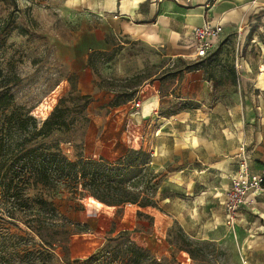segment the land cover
I'll list each match as a JSON object with an SVG mask.
<instances>
[{
	"label": "rangeland",
	"instance_id": "1",
	"mask_svg": "<svg viewBox=\"0 0 264 264\" xmlns=\"http://www.w3.org/2000/svg\"><path fill=\"white\" fill-rule=\"evenodd\" d=\"M88 4L87 0H0V93L12 95L10 107L0 112V126L6 127L4 118L16 113L18 117H33L39 127L47 117L43 109L47 110L53 102L50 115L61 99L70 109L67 130L54 131L50 136L30 143L24 142L27 134L21 135L12 127L8 144L14 153L21 147L28 149L42 144L57 149L70 162L102 159L114 163L128 146L127 122L139 126L132 118H127L137 111L131 102L143 101L144 109L145 99L154 90L160 96H172L163 101L160 116L177 115L199 106L192 99L208 106L219 99H234L243 103V111L261 112L258 102H264V49L259 42L264 39V29L258 32L257 28L255 33L244 28L223 33L212 51L217 59L214 80L212 83L207 81L203 74L201 86L196 83L187 88L189 90L181 89L185 74L196 64H201V70L205 66L203 59L194 62L183 58L167 60L160 51H149L131 43L124 47L117 40L125 41L117 38L115 47L95 60L97 90L86 94L88 105L81 112L83 102L75 97L82 94L77 92L76 76L70 72L71 66L79 70L80 62H72L71 58L75 52H80L86 31L101 28V22L90 14L94 11ZM97 13L101 14L102 10L98 8ZM251 41L255 44L248 48ZM242 58L245 61H241ZM236 63L239 70L235 68ZM245 63L248 68L242 70ZM229 69L236 72L234 85L227 80ZM72 81L77 93L70 95ZM131 93L134 99L121 105L127 107L121 123L105 122L103 116L110 120L115 118L114 111L118 107H111L114 100ZM248 105L253 107L251 111ZM97 140L108 145L112 142L113 148H100ZM26 195L31 200L40 198L52 203L60 221L87 224L89 231L69 237L59 233L43 234L44 241L54 244L52 249L47 248L39 235L29 232L24 225L37 218L36 208L33 207L32 212L17 210L16 220H11L8 213L12 206L0 197V264H72L74 260L80 264L91 256L102 261L103 255L105 259L112 257L113 263L118 264L115 245H112L115 252L110 255L101 254L100 250L106 239L123 231L128 233L127 239L143 249L156 264H243L247 261L248 253L239 237L242 224L237 222L234 225L223 222L221 227L212 224L210 233L204 228L206 223L198 222V227L190 231L171 221L166 207L138 210L136 206L128 205L121 210H110L109 215L104 213L103 207L80 199L64 186L37 187ZM179 211L180 208L176 212ZM137 212L142 215L138 216ZM196 217L197 213H190L193 221ZM183 237L192 245L186 246ZM58 241H62V246L57 247ZM186 251H191L195 259L188 258Z\"/></svg>",
	"mask_w": 264,
	"mask_h": 264
},
{
	"label": "crops",
	"instance_id": "2",
	"mask_svg": "<svg viewBox=\"0 0 264 264\" xmlns=\"http://www.w3.org/2000/svg\"><path fill=\"white\" fill-rule=\"evenodd\" d=\"M87 1L89 7L100 8L102 13L90 11L101 22V28L86 31L80 52L71 58L72 62H80V69L71 66L70 72L76 76L77 92L82 95L97 90L89 59L97 53L110 52L117 38L125 41L117 40L124 47L127 43L135 44L149 51H160L167 60H174L189 59L191 32L204 23H221L222 34L242 28L248 31L257 28L258 32L264 29V0ZM259 44L264 49V39ZM251 47L252 44L248 45ZM244 66L242 70L248 68L247 63ZM196 83L198 87L203 83L201 71L185 74L181 89L189 90ZM171 98L151 91L145 99V109L142 101L140 110L127 118L143 125V149L150 153V168L157 175L154 198L157 206L166 207L169 219L182 229L191 231L202 222L210 233V225L221 227L226 220L223 203L237 172L241 150L253 174H259L264 165V102H258L259 114H250L243 111V103L234 99H219L211 106L192 99L199 106L177 115H158L163 101ZM248 108L251 111L253 107ZM126 114L127 107L120 106L114 111V119L107 116L103 119L119 124ZM97 144L100 148H113L112 142L108 145L97 140ZM252 203L238 217L237 224L243 228L239 237L248 253L246 264H264V194H253ZM178 208L180 211L176 212ZM194 211L197 217L193 221L190 213Z\"/></svg>",
	"mask_w": 264,
	"mask_h": 264
},
{
	"label": "trees",
	"instance_id": "3",
	"mask_svg": "<svg viewBox=\"0 0 264 264\" xmlns=\"http://www.w3.org/2000/svg\"><path fill=\"white\" fill-rule=\"evenodd\" d=\"M212 53L203 59L205 66L201 70V64H196L191 66L187 73L202 71L206 80L212 83L216 76L217 60L215 54ZM100 57H102L101 53L93 55L89 59V66L94 71L95 60ZM227 77L230 84L234 85L236 82L235 69H229ZM75 93H77L76 86L72 81L70 95ZM133 95L131 93L117 97L111 107L117 108L131 102L134 99ZM75 98L83 102L80 111H84L88 105L89 97L76 95ZM11 103L12 95L10 93H0V112L7 110ZM52 104L53 102L50 103L47 110L43 109L47 117L39 127L33 117L27 115L18 117L16 113H11L4 118L6 127L4 124L0 126V197L6 202H10L12 206L8 213L9 219L16 220L17 210L26 209L28 212H32L31 210L35 207L36 213L34 214L37 218L28 220L24 225L29 232L39 235L41 239L42 235L47 233H59L69 237L70 235L86 234L89 231L87 224H71L64 220L60 221L59 214L52 203L40 198L29 199L26 192L37 187L54 189L64 186L80 199H88L90 203L103 207L104 213L109 215L110 210H121L128 205L136 206L139 209L157 207L154 200L157 175L150 168L151 155L143 149L144 129L141 126L131 125L127 122L128 146L123 156L114 163H108L102 159L97 161L79 159L76 162H70L57 149H51V147L42 144L28 149L21 147L14 153L11 145L8 144L12 127L16 128L21 135L27 134L28 138L24 141L26 143L46 138L54 131L69 128L67 117L70 109L65 107L64 100H59L49 115ZM261 188L264 190V180ZM137 215L141 216L142 213L137 212ZM69 228L72 229L69 230ZM127 235L128 233L123 231L114 238L106 239V244L100 253L110 255L113 252L112 245H115L118 248L115 254L116 256L118 254V264H143L146 261L156 264L155 261L149 259L143 249L129 241ZM183 238V243L186 246L192 245V242L186 237ZM42 242L50 249L54 245L43 239ZM57 243V247L62 246V241ZM186 252L188 258L195 259V255L191 251ZM103 256V262L96 261L91 256L81 261L80 264L95 262L96 264H114L112 257L105 259ZM79 262L74 260L72 264Z\"/></svg>",
	"mask_w": 264,
	"mask_h": 264
},
{
	"label": "built area",
	"instance_id": "4",
	"mask_svg": "<svg viewBox=\"0 0 264 264\" xmlns=\"http://www.w3.org/2000/svg\"><path fill=\"white\" fill-rule=\"evenodd\" d=\"M222 32L223 26L221 23H204L193 28L190 43L192 54L189 56V60L198 61L205 59L215 49ZM253 43L254 41H251V44ZM235 68L238 69L237 63ZM131 104L135 110H140L141 102L139 100H134ZM238 158L237 172L230 181L223 203L227 225H234L240 213L253 204V194L263 191L261 184L264 180V165L259 174H253L249 160L243 150H241ZM243 264H246V261H243Z\"/></svg>",
	"mask_w": 264,
	"mask_h": 264
},
{
	"label": "bare ground",
	"instance_id": "5",
	"mask_svg": "<svg viewBox=\"0 0 264 264\" xmlns=\"http://www.w3.org/2000/svg\"><path fill=\"white\" fill-rule=\"evenodd\" d=\"M93 10L97 12V11H98V8L93 7ZM101 10H102V9H101ZM144 109H145V107H144ZM193 213L196 215V211H194Z\"/></svg>",
	"mask_w": 264,
	"mask_h": 264
}]
</instances>
